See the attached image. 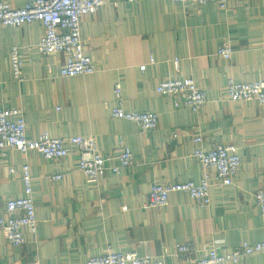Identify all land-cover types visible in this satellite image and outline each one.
I'll list each match as a JSON object with an SVG mask.
<instances>
[{
	"label": "crops",
	"instance_id": "crops-1",
	"mask_svg": "<svg viewBox=\"0 0 264 264\" xmlns=\"http://www.w3.org/2000/svg\"><path fill=\"white\" fill-rule=\"evenodd\" d=\"M44 31L40 21L0 29V108L24 110L30 138L94 136L100 152L111 156L108 166L119 164L123 146L132 150L134 162L119 174L109 171L89 182L76 149L47 160L37 151L6 148L0 156V214L8 199L23 194L21 167L29 163L38 232L25 229V243L14 246L0 230V264H86L108 252L179 264L177 243L233 250L245 241H264V214L255 200L264 187V105L226 98L229 77L264 80V0H231L225 8L214 2L109 0L82 19L86 50L98 67L85 76H61L67 55L36 49ZM224 43L234 48L231 60L218 54ZM14 46L25 57L23 81L13 76ZM185 77L207 93L199 113L156 92L162 80ZM118 82L123 107L157 113V129L145 132L112 117ZM197 135L207 151L221 143L237 147L242 168L234 184L213 186L207 207L184 192H172L162 208L148 207L156 182L201 181L205 169L194 157ZM59 172L63 179L51 181ZM236 264H264V253Z\"/></svg>",
	"mask_w": 264,
	"mask_h": 264
},
{
	"label": "built area",
	"instance_id": "built-area-1",
	"mask_svg": "<svg viewBox=\"0 0 264 264\" xmlns=\"http://www.w3.org/2000/svg\"><path fill=\"white\" fill-rule=\"evenodd\" d=\"M109 0H25L22 7H15L9 0H0V29L17 27L24 23L40 21L44 26V34L36 45L43 55L63 52L67 60L63 64L60 75L63 77L85 76L98 71L93 58L86 50L82 36V19L87 14H95ZM134 1V0H130ZM178 4H206L214 2L225 8L231 0H171ZM234 48L231 43H224L218 54L231 60ZM151 63L154 58H151ZM25 57L22 48L14 46L11 51V66L15 79L23 81ZM179 66V60H175ZM144 68V66H143ZM156 92L159 95L175 98V105L185 106L193 113H199L208 103L205 90L200 88L192 77L168 78L162 80ZM117 105L112 109V117L134 122L147 132L158 128V114L151 111L126 110L123 107V89L121 83L114 88ZM226 98L229 101H257L264 105V80L239 81L229 77L226 86ZM204 138L194 137L198 147L194 157L205 169L199 183L194 181L175 183H154L152 185L148 207L162 208L169 203L172 192H184L197 204L207 207L211 204V188L234 184L242 168V160L234 144H216L210 150L202 147ZM16 148L21 152H39L47 160H57L69 156L75 149L79 155V168L89 182L100 181L109 171L119 174L134 162L132 150L123 146L118 156V165H107L111 159L98 149L94 136L53 137L43 133L38 138H30L27 134V122L24 110L20 108H0V156L6 148ZM11 173L16 172L10 167ZM24 182L23 194L6 201L4 212L0 214V230L9 244L18 246L25 243L24 230L34 236L38 232V218L34 200L33 175L29 163L21 167ZM63 179L61 172L50 176L53 182ZM255 200L264 214V187L255 192ZM179 264H236L240 260L264 253V241L255 243L242 242L233 250H221L216 244L197 246L193 242H181L175 245ZM86 264H165L164 257L154 258L141 256L137 252H108L104 255L92 256Z\"/></svg>",
	"mask_w": 264,
	"mask_h": 264
}]
</instances>
